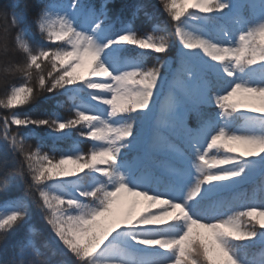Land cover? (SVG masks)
<instances>
[{"label":"snow or ice","instance_id":"snow-or-ice-1","mask_svg":"<svg viewBox=\"0 0 264 264\" xmlns=\"http://www.w3.org/2000/svg\"><path fill=\"white\" fill-rule=\"evenodd\" d=\"M161 2L169 20L140 33L135 17L155 19L147 0H0L15 29L14 43L5 28L0 46L5 72L24 78L0 99L12 110L0 116V197L9 200L17 183L35 197V208L20 197L0 208V244L23 230L0 264H264L244 254L264 246V202L219 199L257 174L264 196V0L251 4V18L216 32L209 22L232 17L237 0ZM173 37L180 51L170 61ZM76 91L89 102L74 104L71 118L16 111L45 93ZM145 123L147 150L173 161L164 172L130 158ZM41 128L57 139L76 130L92 147L59 159L55 144L29 150L30 132ZM34 216L50 230V247L25 261L43 255Z\"/></svg>","mask_w":264,"mask_h":264},{"label":"trees","instance_id":"trees-1","mask_svg":"<svg viewBox=\"0 0 264 264\" xmlns=\"http://www.w3.org/2000/svg\"><path fill=\"white\" fill-rule=\"evenodd\" d=\"M129 4L137 2V0H127ZM151 5L150 12L155 19H149L143 15L139 14L135 17L133 23L135 24L137 30L140 33H146L152 31V28L156 24H160L161 27L164 26V22L169 20L167 13L163 9L161 0H147ZM5 28H8V43L11 46L14 43L15 29L11 28V20L6 18L4 15L0 14V46H2L5 35ZM31 42L34 45L40 43L37 30L33 25L30 29ZM173 39H175L173 37ZM1 48V47H0ZM2 52V51H1ZM177 53L175 46L171 49L170 56L173 57V54ZM1 59V58H0ZM22 59V58H21ZM146 62L148 66H151L156 62L155 56L146 57ZM8 65L4 62V57L0 61V99H3L6 95L7 90L11 85L19 86L23 82V77L19 73L12 74L10 72H5V69ZM47 99L41 98L36 103L31 104L30 106H25L16 111H19L22 115H30L34 118L44 117L49 114H54L64 119L71 118L74 116L73 106L74 104H88L89 98L86 92L76 91L75 93L68 94H59L52 96L51 94L45 93ZM162 96L159 97V103L156 105L158 111L162 109ZM10 109H5L3 106H0V116L8 115ZM150 125L145 123L143 129L140 130V138L142 135H149ZM18 129L13 125L9 128V133L17 132ZM4 127L3 121L0 120V144L4 142ZM31 139H28L26 142V147L29 150L34 149L38 144L43 142V151H49L50 147L55 144L57 151L55 156L57 159L60 158L62 152H66L69 149L78 147L81 151H88L92 147L90 141H86L81 138L76 130H73L70 137L54 138L50 135L46 128H41L38 130H32L30 132ZM158 157V156H157ZM3 155L0 153V164H2ZM152 163L156 168L159 169V161L153 160ZM163 177H160L162 181ZM91 179H85L84 183H90ZM261 178L257 174L256 177L251 181L242 182L240 185L228 189L223 192L220 196L221 201H228L234 206L239 207L244 204H259L264 202V196L261 195ZM24 198L26 203H30L33 208H35V197L29 193L25 192V189L22 185L16 184L12 189L11 198ZM11 198L7 201L3 197H0V208L4 207L6 204L11 202ZM239 210H243L240 208ZM33 223L39 225L40 231L37 234H34V242L37 244L38 249L43 255L40 257H35L33 255H27L22 257L25 261L34 260V259H43L48 254L51 233L47 226L43 223V220L39 216L33 217ZM23 234V230L15 232L8 237L6 244H0V261L10 259L12 257V244ZM244 254L247 255L249 259L260 260L264 258V246L259 243L252 245L245 249Z\"/></svg>","mask_w":264,"mask_h":264},{"label":"rangeland","instance_id":"rangeland-1","mask_svg":"<svg viewBox=\"0 0 264 264\" xmlns=\"http://www.w3.org/2000/svg\"><path fill=\"white\" fill-rule=\"evenodd\" d=\"M253 2H254V0H237V9L233 13V16L230 18L229 17H214L208 24V30L211 32H216L220 28L231 26L234 23V21L240 17L251 18L254 15V9L251 7V4ZM174 46H175L177 53H174L173 57L169 56L170 61L175 59L176 57H178V54L180 51V45H179L178 40H175ZM1 51H2V47L0 48V58L3 59ZM1 59H0V61H1ZM167 90H168V85H165L164 86L165 95H162V106L163 107L165 106V104L167 102V96H166ZM93 103H95V102H93ZM163 107H162V109H163ZM242 111H246V110H242ZM157 112H159V111L157 110ZM148 136L149 135H142L141 136V138L139 139L138 145H137V149H134L133 152H131L129 154L130 158L133 160L141 159V158H147V159L151 160V162L153 160H158L159 164H160L159 169L161 172H164L170 166L173 165V161L166 158L163 155H158V157L153 156L147 150V147H146V141L148 139ZM67 167L71 169V168H74L75 166L71 165L69 163L67 165ZM142 207H143V205L140 206V208H142ZM140 208H138L137 211H139Z\"/></svg>","mask_w":264,"mask_h":264}]
</instances>
